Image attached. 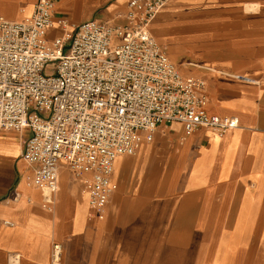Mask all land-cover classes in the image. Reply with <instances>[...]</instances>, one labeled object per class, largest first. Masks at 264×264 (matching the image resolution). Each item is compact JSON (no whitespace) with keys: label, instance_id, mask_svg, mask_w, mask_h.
<instances>
[{"label":"crops","instance_id":"obj_1","mask_svg":"<svg viewBox=\"0 0 264 264\" xmlns=\"http://www.w3.org/2000/svg\"><path fill=\"white\" fill-rule=\"evenodd\" d=\"M34 1L0 0V14L21 19ZM128 1L59 0L52 29L114 21ZM149 29L181 75L204 80L208 112L238 125L185 136L160 122L116 159L102 218L64 163L42 206L21 158L29 131H0V264H50L53 243L62 264H264V0H169Z\"/></svg>","mask_w":264,"mask_h":264},{"label":"built area","instance_id":"obj_2","mask_svg":"<svg viewBox=\"0 0 264 264\" xmlns=\"http://www.w3.org/2000/svg\"><path fill=\"white\" fill-rule=\"evenodd\" d=\"M58 1L35 0L18 20L0 14V131H29L21 158L42 206L52 205L64 163L102 218L117 188L116 159L151 141L160 122L181 123L185 136L197 128L222 136L238 119L209 113L204 80L181 75L151 34L169 0H129L114 21L89 19L71 30L60 18L61 34L49 38ZM61 255L53 243L50 264H62Z\"/></svg>","mask_w":264,"mask_h":264},{"label":"rangeland","instance_id":"obj_3","mask_svg":"<svg viewBox=\"0 0 264 264\" xmlns=\"http://www.w3.org/2000/svg\"><path fill=\"white\" fill-rule=\"evenodd\" d=\"M159 13V12H158ZM158 13H157V15H158ZM156 15V16H157ZM59 31H58V28H55L54 27V29H52V31H50V35H49V38H52L56 33H58ZM52 35V36H51Z\"/></svg>","mask_w":264,"mask_h":264},{"label":"bare ground","instance_id":"obj_4","mask_svg":"<svg viewBox=\"0 0 264 264\" xmlns=\"http://www.w3.org/2000/svg\"><path fill=\"white\" fill-rule=\"evenodd\" d=\"M29 14H27L26 16H28ZM156 15H157V13H156ZM155 15V16H156ZM155 18V17H154ZM154 20V19H153ZM55 27V26H54ZM52 30V27L49 29V31H48V34L50 33V31ZM52 36V35H51Z\"/></svg>","mask_w":264,"mask_h":264}]
</instances>
